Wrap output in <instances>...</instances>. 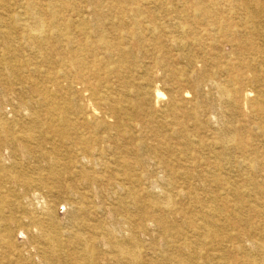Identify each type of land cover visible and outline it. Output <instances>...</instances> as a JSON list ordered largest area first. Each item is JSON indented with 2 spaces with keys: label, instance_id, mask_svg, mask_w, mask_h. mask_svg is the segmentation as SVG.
Returning a JSON list of instances; mask_svg holds the SVG:
<instances>
[{
  "label": "rangeland",
  "instance_id": "rangeland-1",
  "mask_svg": "<svg viewBox=\"0 0 264 264\" xmlns=\"http://www.w3.org/2000/svg\"><path fill=\"white\" fill-rule=\"evenodd\" d=\"M199 1L0 0V48L5 38L18 39L22 56L17 64L27 59L47 69V75L55 70L51 66L48 69L44 59L28 50L31 40L24 31L22 18L34 8L40 11L45 24V41L53 47L51 54L55 55L56 50L78 52L86 63V81L111 96L110 101L89 99L90 92L83 90L84 83L77 78L74 68L61 76L56 86L44 74L34 76L41 81L39 86L37 84L38 90L23 77L9 78L7 71L0 75V110L8 116L18 113L22 101L39 104L40 110L41 87L52 88L56 107H67L76 122L70 130L62 128L68 135L64 140L56 137L54 143L67 161L82 160L90 175L96 177L95 181L88 182L74 168L69 170L71 173L62 175L61 184L53 186L52 179L46 177L47 171L38 167H45V157L40 153L25 157L16 151L11 157L9 148L1 149L0 158L9 170L0 171V195L16 197L20 207L2 204L0 233L10 215L22 218L18 223H10L13 246L4 251L0 249V264L26 261L41 264L45 256L42 249L47 244L44 235L53 228L77 230L91 236L89 240L94 237L96 248L92 249L91 240L85 245L88 252L93 251L94 264H114L101 232L104 225L112 224L121 216L131 219L129 224L123 225V230L135 235L136 264H170L163 257L169 250L161 230L182 225L192 242L194 238L187 220L191 216L201 218L206 207L213 205L224 209L212 215L219 234L216 238H206L194 264H260L264 247V138L258 126L259 116L245 99L244 91L252 90L254 98L256 90H264V64L260 63L264 61V53L247 52L249 58L256 59L262 66L257 72L240 67L244 78L242 88L235 94V102H220L212 84L226 80L230 73L235 74L236 68L222 71L218 64L223 67L240 64L239 35L245 39L254 36L256 45L264 44V36L256 34L264 33V17L257 16L255 20L260 24L254 26L249 23L253 9L250 5H243L240 0H203L212 9L215 24L210 27L196 12ZM9 18L13 19L11 26H7ZM223 24L229 26V34L221 29ZM8 30L11 34H6ZM118 64L121 69L117 68ZM203 73L207 81L197 89L195 79ZM157 87L165 94L161 98L156 96ZM172 94L181 100L179 114L185 110H196L200 114L198 119L188 120L185 126L195 147L202 149L201 153L186 150L195 166L193 183L203 182L205 158L211 150L209 145L213 142L214 150L219 151L229 144L226 130H238L235 140L228 145L233 149L228 158L229 170L225 171L233 189L227 191L212 185L210 191L200 187L190 193L181 183L182 172L177 169V179L172 177L175 182L170 185L163 182L170 173L161 154L174 166L183 158L178 137L181 127L167 112ZM119 99L124 101L126 109L117 104ZM115 106H119L116 111ZM90 111L94 117L84 121V113ZM21 119L18 116V120ZM161 124L164 125L163 136L158 137L152 128ZM242 141L246 146L244 150ZM95 148L100 152L90 153ZM127 161V172L114 171L113 168ZM8 162L16 163L17 167L10 168ZM35 178L45 184L21 185ZM117 182L127 188L118 191ZM149 190L161 197L156 204L149 200ZM220 194L223 196L219 197ZM212 195H218L216 202H207ZM166 197L172 198L170 204L164 201ZM241 197L242 202H239ZM121 200L128 205L121 204L120 208ZM81 205L91 207L92 211L77 210ZM48 211L53 213V221L46 215ZM34 217L39 218L33 221ZM63 239L78 247L74 237ZM55 258L54 264L74 262V256L67 260Z\"/></svg>",
  "mask_w": 264,
  "mask_h": 264
},
{
  "label": "bare ground",
  "instance_id": "bare-ground-1",
  "mask_svg": "<svg viewBox=\"0 0 264 264\" xmlns=\"http://www.w3.org/2000/svg\"><path fill=\"white\" fill-rule=\"evenodd\" d=\"M243 5H250L253 9L251 14L249 15V23H252L254 26H258L260 21L255 20L257 16L264 17V3L260 0H240ZM196 12L204 19L206 25L214 26L215 21L212 16V9L209 5L205 4L204 1L200 0L199 3L195 6ZM109 11V10H108ZM27 16L22 18V25L24 27V31L27 33L31 42L29 44V52L36 57L42 58L47 62V67L51 66L55 70L51 72V75H47V69H44L41 65L37 63H30L27 59L20 60V64H17L16 61L21 59V45L18 39L15 41V38H5L4 46L0 48V75H3L5 71L8 72L9 78H18L23 77L27 79V81H31L33 85V89L38 90L39 80L34 78V76H46L53 86H56L59 82V78L63 75H67L69 70L73 68L76 69L77 78L82 80L83 90H88L90 92V98L97 101H110L111 96L109 92L103 91L98 88V86L94 83H88L87 75L85 73V61L78 52L75 50H69L68 53L60 52L56 50L55 55H52L53 47L50 46L45 40V24L41 17L40 11L36 9H29L26 13ZM111 14V13H110ZM10 19V20H9ZM7 20V26H11L13 19L9 18ZM9 29V27H8ZM221 29L229 34V26L227 24L221 25ZM211 30V29H210ZM263 30V29H262ZM6 34H11V30H8ZM256 34L264 36L263 32H257ZM62 36L67 37L66 34H60ZM254 37V36H253ZM249 37L245 39L244 36L239 35L238 39L241 41V54H240V64L233 65L227 64L226 67H223V64H218V68L222 71H231L232 68H236L233 73L229 74L228 78L224 81H217L213 83L212 86L218 92V99L220 102H235L236 101V93L240 91L243 84V74L240 67L248 68L251 70H255L256 72L259 70L261 64L256 62V59L249 58L247 52L253 50L254 53H264V44L262 46L256 45L254 42V38ZM159 38V37H157ZM14 41L16 42L15 44ZM67 41H69L67 39ZM12 43V44H11ZM173 43V42H172ZM174 44V43H173ZM52 55V56H51ZM199 65V64H198ZM259 65V66H258ZM223 67V68H222ZM118 69H121L122 66L118 64ZM49 69V67H48ZM75 71V70H74ZM206 74L203 73L195 79V87L200 89L206 83ZM257 77V76H256ZM255 77L254 81L257 79ZM38 84V86H37ZM210 86V85H209ZM211 86V87H212ZM52 87V86H51ZM51 89L48 86H42L40 89L41 93V109L37 104H33L32 102L22 101L19 106L20 110L16 115L8 116L7 113L0 110V151L3 148H9L11 150V157L15 154L16 151L21 152V154L25 157L34 156L36 152L40 153L43 157H45V167L38 166L41 170H45L46 177L52 179V185L57 186V184H61V177L66 173H71L69 170L78 169V171L82 174L85 180L88 182H92L96 180V177L90 175L91 173L87 171L86 163L80 159L68 161L64 158L61 153L60 147H58L54 141L56 137L64 140V137L68 135L65 132V129L73 127L76 122L72 119V117L68 114L67 107H62L59 109L56 107V97L51 94ZM156 96L157 98L163 97L165 94L157 87L156 88ZM186 95V93H185ZM188 95V94H187ZM252 96V90H245L244 97L249 100L252 107H254L255 112L259 116L258 126L262 130L261 135L264 138V90H256V95L254 98ZM87 97V96H86ZM163 99V98H162ZM4 100V97H3ZM159 100V99H158ZM16 102V101H15ZM124 101L119 99L117 101L118 105H122L125 109L127 108ZM134 102V101H133ZM115 106L113 109L116 111ZM167 112L173 117L178 126L181 127V130L178 132V137L181 139L179 142L182 147V156L180 158L181 161L178 162L176 166L167 162L164 154H161V160L165 165V168L168 170L169 178L164 179L163 182L167 184H172L176 181V169L182 172V176L180 177L181 183L188 192L192 193L196 191L200 187H204L206 190H211L210 188L213 186H217L222 190H230L233 189V183L229 180V178L225 175V171L229 170L228 167V158L231 155V150L233 149L230 145L236 138L238 130L234 128H229L226 130V134L228 136L229 144L223 145L219 151L214 150V143L209 145L211 150L208 153V156L205 158L206 167L204 168L202 178L203 182L193 183L192 179L195 178V166L193 162L190 160L191 155L186 153L187 149L196 150L197 153H201V147L197 148L193 144V140L191 136H189V132L185 129L186 122L192 118L198 119L200 114L197 113L196 110H185L179 114L180 109L182 107L181 100L175 96L174 94L170 95L169 103L167 105ZM163 108V107H162ZM161 109V108H160ZM7 111V110H5ZM127 114V113H126ZM135 114V113H134ZM138 114V113H137ZM144 114V113H143ZM17 116V117H16ZM18 116H21V121L18 120ZM91 117H94V113L92 111L84 113L82 119L84 121L90 120ZM153 117V116H152ZM224 118V117H223ZM144 121V120H143ZM142 121V122H143ZM147 122V121H146ZM145 123V122H144ZM163 124L158 125L156 128H152V130L156 133L158 137L163 136L162 128ZM165 135V134H164ZM142 138V137H141ZM192 143V144H191ZM189 145H191L189 147ZM243 150L246 148L244 142H241ZM239 146V145H238ZM85 147L84 149H86ZM236 148V147H235ZM83 149L77 148L76 150ZM83 149V150H84ZM100 152V149L95 148L93 151ZM161 153L163 151L161 150ZM1 157V155H0ZM183 160V161H182ZM7 163V162H6ZM9 163V162H8ZM92 164V161H91ZM9 167H17L16 163H9ZM129 167V163L122 162V164L117 165L114 169L116 172L123 173L127 172ZM8 166H6L1 158H0V171L8 172ZM12 171V170H11ZM73 171V170H72ZM23 176V175H22ZM163 176V175H162ZM159 175V177H162ZM172 177L176 179L172 180ZM163 178V177H162ZM161 180V179H160ZM264 181V180H263ZM45 184L43 180L40 178H35L33 180L29 179V182L23 181L22 186H32L33 184ZM251 184V183H248ZM116 189L124 191L127 187H125L122 183L117 182L115 185ZM157 188V187H156ZM155 188V189H156ZM236 188L234 187V190ZM149 200L152 203L159 199V195L154 190H149ZM223 196V195H219ZM218 195H212L210 199H207V202L214 203ZM161 198V197H160ZM164 199V198H163ZM171 197H166L168 204L171 202ZM242 197L238 198L239 202H242ZM10 204L11 206L20 207V201L16 197H10L5 195H0V215L4 211L2 206L3 203ZM170 202V203H169ZM166 203V202H165ZM121 204L125 206L128 205L124 200L120 201V208H122ZM156 204V203H155ZM164 204V203H163ZM168 204L165 205V208L168 209ZM45 205V204H44ZM32 206V205H31ZM44 207V206H43ZM47 207V206H45ZM84 207V208H83ZM77 210L82 212H91L92 208L86 205L76 207ZM214 212L221 213L224 212V209L216 206H208L206 207L203 217L191 216L187 220L188 226H190V232L192 233V237L194 240L191 242L187 238V235L183 232L182 225L174 229L169 230H161L162 236L167 239L168 242V250L166 256H163L165 262L170 264H194L195 257L199 255L200 248L206 242V238H216L218 237V227L214 222L212 215ZM143 212H141L142 214ZM140 214V215H141ZM52 221L54 219V215L52 212L48 211L46 214ZM121 216V215H120ZM22 217H17L16 215H10L8 222L5 220L4 227L2 232L0 233V249L4 251L7 247H12V232L13 226L10 223H18L21 221ZM39 218V217H38ZM37 218V219H38ZM36 217L32 218L33 221L37 220ZM202 220L199 222V220ZM25 221V218H24ZM131 222L130 217L121 216L114 220V222L110 225H104L103 231L101 235L105 238V244L109 247L110 259L114 264H136V260L138 259L137 254V241L135 235L132 232H126L123 230V225L129 224ZM152 225V224H151ZM3 226V225H2ZM140 226L142 224L140 223ZM126 227V226H125ZM245 227H243L244 229ZM35 230V229H34ZM36 233V230H35ZM45 236V240L47 244L43 247V261L41 264H54L53 257L66 259L70 256H74L73 264H94L93 262V251L88 252L85 249V245L87 241H92V249L96 248V240L94 237L80 233L79 231H57V229H52L47 232ZM205 236V238H204ZM63 237H74L77 239L78 247L74 246L70 241H65ZM69 242V243H68ZM81 245V247H79ZM84 245V246H83ZM127 245H131L126 247ZM3 248V250H2ZM25 248V246H24ZM74 249L75 251H70V249ZM139 252V251H138ZM26 253V252H25ZM48 253V255H46ZM29 256V255H28ZM55 258V259H56ZM206 259V257H205ZM67 260V259H66ZM64 262H67V261ZM260 264H264V247H262V258L259 261ZM22 264H31L29 261L23 262Z\"/></svg>",
  "mask_w": 264,
  "mask_h": 264
}]
</instances>
